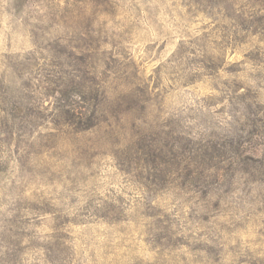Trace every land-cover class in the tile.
Instances as JSON below:
<instances>
[{"label": "rangeland", "instance_id": "374dc122", "mask_svg": "<svg viewBox=\"0 0 264 264\" xmlns=\"http://www.w3.org/2000/svg\"><path fill=\"white\" fill-rule=\"evenodd\" d=\"M0 264H264V0H0Z\"/></svg>", "mask_w": 264, "mask_h": 264}]
</instances>
